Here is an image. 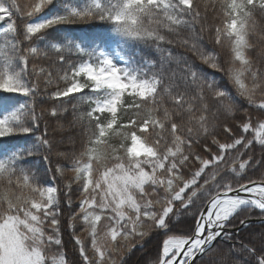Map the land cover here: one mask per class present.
<instances>
[{
	"label": "snow or ice",
	"instance_id": "snow-or-ice-1",
	"mask_svg": "<svg viewBox=\"0 0 264 264\" xmlns=\"http://www.w3.org/2000/svg\"><path fill=\"white\" fill-rule=\"evenodd\" d=\"M258 14L264 0H0V264H126L149 241L147 264L214 249L218 264H264ZM40 93L52 107L37 111ZM67 105L71 155L44 122Z\"/></svg>",
	"mask_w": 264,
	"mask_h": 264
},
{
	"label": "trees",
	"instance_id": "trees-1",
	"mask_svg": "<svg viewBox=\"0 0 264 264\" xmlns=\"http://www.w3.org/2000/svg\"><path fill=\"white\" fill-rule=\"evenodd\" d=\"M18 2L23 6L27 0H18ZM23 20H18V23L21 25L23 24ZM212 22L211 14L209 15V23ZM99 30V29H97ZM78 31V29L76 30ZM264 35V16L257 15V31L255 34H253L250 37L251 43L254 45V47L249 50L248 55L251 57V59L256 62V66L264 69V39H261V36ZM207 37V33L205 34ZM4 40V37L2 33H0V45H2V42ZM43 47V45H41ZM221 51V54L224 58H227L228 56V49H218ZM182 49H177V53H181ZM51 55V53H50ZM31 63H36L43 67H48V61L47 60H32ZM59 67V65H57ZM175 67V65H173ZM55 70H53V75L55 76ZM61 87H63V84L61 83ZM41 88H43V81L41 80ZM55 85L50 86V90H54ZM87 92V89L85 90ZM45 95L44 93H40L37 96V111H39L41 108L48 109L52 107L50 101L44 102L41 100V96ZM77 96V100H73V104H78L79 101V94H74ZM26 99V98H25ZM23 102V101H21ZM69 108V111L64 114L61 113V116L59 118H50L49 116H45V123L49 125L48 127V135L56 140H63V143L59 146L58 151L66 152L69 155H71L73 152H78L80 148V136H79V125L72 126L70 122L73 120V113L70 105H67ZM88 106L84 104H78V111L77 115L81 111H87ZM57 119H60V122L64 123L65 127L62 131L57 130L55 125L57 123ZM43 128V124H42ZM75 141V143H73ZM258 151V149H257ZM39 153H37V159H39ZM55 162V161H53ZM66 177H71L72 173L70 171H66L65 173ZM254 178H258V173L254 172L252 173ZM245 215H248L247 213ZM260 213L257 210H254L251 213V218H257L259 217ZM250 227L253 230V235H258L261 225L260 223L251 222ZM79 232V229H77ZM71 232V229H68L67 232L64 233V239L66 241V245L64 248V251L67 254V258L69 260L74 261H80L81 258L79 257L78 248L74 246V241L70 240L69 233ZM241 232L243 235H248V230L241 229ZM224 250L226 252L227 245L224 246ZM55 251V249L53 250ZM156 254V248L154 246L153 241H149L146 243L145 247L141 249L139 246L134 248L132 252L125 256V262L126 264H147V262L155 257ZM91 255V252L89 253ZM203 260L206 262V264H218V261L220 260V255L218 254L217 250H213L212 252L208 253L203 257Z\"/></svg>",
	"mask_w": 264,
	"mask_h": 264
},
{
	"label": "water",
	"instance_id": "water-1",
	"mask_svg": "<svg viewBox=\"0 0 264 264\" xmlns=\"http://www.w3.org/2000/svg\"><path fill=\"white\" fill-rule=\"evenodd\" d=\"M251 222L259 223V220H258L257 218H251V219H250V223H251Z\"/></svg>",
	"mask_w": 264,
	"mask_h": 264
},
{
	"label": "rangeland",
	"instance_id": "rangeland-1",
	"mask_svg": "<svg viewBox=\"0 0 264 264\" xmlns=\"http://www.w3.org/2000/svg\"><path fill=\"white\" fill-rule=\"evenodd\" d=\"M258 211V210H257ZM259 212V211H258Z\"/></svg>",
	"mask_w": 264,
	"mask_h": 264
},
{
	"label": "bare ground",
	"instance_id": "bare-ground-1",
	"mask_svg": "<svg viewBox=\"0 0 264 264\" xmlns=\"http://www.w3.org/2000/svg\"><path fill=\"white\" fill-rule=\"evenodd\" d=\"M259 211V210H258Z\"/></svg>",
	"mask_w": 264,
	"mask_h": 264
}]
</instances>
